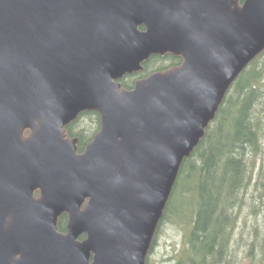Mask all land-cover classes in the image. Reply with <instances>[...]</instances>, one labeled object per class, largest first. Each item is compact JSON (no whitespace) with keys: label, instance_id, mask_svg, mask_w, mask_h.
<instances>
[{"label":"water","instance_id":"95a60500","mask_svg":"<svg viewBox=\"0 0 264 264\" xmlns=\"http://www.w3.org/2000/svg\"><path fill=\"white\" fill-rule=\"evenodd\" d=\"M263 51L264 0H0V264H147L184 160ZM165 53L183 63L122 88ZM87 110L101 128L78 152Z\"/></svg>","mask_w":264,"mask_h":264},{"label":"trees","instance_id":"16d2710c","mask_svg":"<svg viewBox=\"0 0 264 264\" xmlns=\"http://www.w3.org/2000/svg\"><path fill=\"white\" fill-rule=\"evenodd\" d=\"M182 63V55L154 54L140 71L120 82L131 89L137 80ZM100 128L101 114L87 110L66 130L68 136L78 138V152H82ZM182 190L194 196L195 209L186 217L171 210ZM171 217L184 228L183 245L173 264H234L233 236L242 218L247 224L245 217L253 220L255 230L247 253L250 264L257 254L264 264V51L232 83L205 135L184 160L158 230ZM65 226L63 216L58 228Z\"/></svg>","mask_w":264,"mask_h":264},{"label":"rangeland","instance_id":"374dc122","mask_svg":"<svg viewBox=\"0 0 264 264\" xmlns=\"http://www.w3.org/2000/svg\"><path fill=\"white\" fill-rule=\"evenodd\" d=\"M28 135L29 133H25ZM194 196L189 195L184 190L179 191L176 199L172 204V211H175L178 216H189L195 205L192 204ZM172 218V217H171ZM247 219V224L243 218L239 221V227L236 235L233 236V255L234 264H250L251 258L247 255L249 251V245L255 236V230L252 228V222ZM175 218L165 219L160 226L152 251L148 256L149 264H173L174 255L181 249L184 241V228L174 222ZM259 235V239L261 240ZM253 264H260L259 255L257 254Z\"/></svg>","mask_w":264,"mask_h":264},{"label":"flooded vegetation","instance_id":"af4514ba","mask_svg":"<svg viewBox=\"0 0 264 264\" xmlns=\"http://www.w3.org/2000/svg\"><path fill=\"white\" fill-rule=\"evenodd\" d=\"M66 136L67 137H70V136H68L67 135V130H66ZM71 138H77V137H71ZM78 139V138H77ZM89 143V142H88ZM77 144H78V142H77ZM77 150H78V148H77ZM82 152H84V151H82ZM37 192H39V194H37ZM35 196L36 197H39L40 196V191L39 190H36L35 191ZM63 216H64V221H65V229L64 230H60L59 228H58V230L59 231H61V232H67V224H68V220H69V214L68 213H63V214H61L60 216H59V219H58V224H59V222H60V220H62L63 219ZM85 238H86V235L85 234H83L82 236H80L79 238H78V241H83V240H85ZM93 257H94V254L92 253L91 254V256H90V260H89V262L91 263L92 261H93Z\"/></svg>","mask_w":264,"mask_h":264}]
</instances>
